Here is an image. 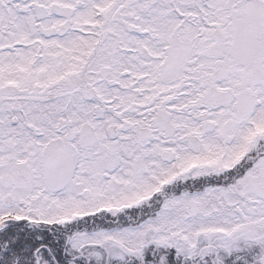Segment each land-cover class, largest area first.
Returning <instances> with one entry per match:
<instances>
[{"label":"snow or ice","instance_id":"6c2138e0","mask_svg":"<svg viewBox=\"0 0 264 264\" xmlns=\"http://www.w3.org/2000/svg\"><path fill=\"white\" fill-rule=\"evenodd\" d=\"M0 264H264V0H0Z\"/></svg>","mask_w":264,"mask_h":264}]
</instances>
